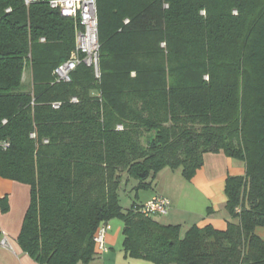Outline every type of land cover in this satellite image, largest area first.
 I'll use <instances>...</instances> for the list:
<instances>
[{
	"label": "trees",
	"instance_id": "16d2710c",
	"mask_svg": "<svg viewBox=\"0 0 264 264\" xmlns=\"http://www.w3.org/2000/svg\"><path fill=\"white\" fill-rule=\"evenodd\" d=\"M97 9L101 76L81 63L68 83L54 70L76 47L77 22L48 0H0V176L31 187L20 246L40 264H87L98 227L118 218L129 257L264 264V0ZM218 151L246 169L226 180L225 229L182 234L141 203L124 210V178L137 191L165 167L190 180Z\"/></svg>",
	"mask_w": 264,
	"mask_h": 264
},
{
	"label": "crops",
	"instance_id": "0c3cea01",
	"mask_svg": "<svg viewBox=\"0 0 264 264\" xmlns=\"http://www.w3.org/2000/svg\"><path fill=\"white\" fill-rule=\"evenodd\" d=\"M245 170L242 160L232 158L224 151L206 152L203 166L190 180L185 178L181 168L165 167L157 173L149 188L137 191L134 187L138 181L133 178H124L121 186L130 185L135 197L132 203L143 204L156 194L167 196L170 199L168 214L154 217L162 224L181 225L182 234L195 225L203 227L210 224L217 229H225L230 220L226 208V180L230 175H244ZM30 201L29 184L0 176V241L6 233L11 245L8 249L0 243V264H40L18 242ZM122 229L123 226L117 224L114 230L111 224L106 238L109 251L95 254L87 264H155L126 255ZM255 233L264 240V226L256 227Z\"/></svg>",
	"mask_w": 264,
	"mask_h": 264
},
{
	"label": "built area",
	"instance_id": "2783aa9c",
	"mask_svg": "<svg viewBox=\"0 0 264 264\" xmlns=\"http://www.w3.org/2000/svg\"><path fill=\"white\" fill-rule=\"evenodd\" d=\"M45 1L47 0H25V4L30 6L34 3ZM48 3L50 7L58 9L63 15L72 17L78 24L76 47L71 52L68 60H65L55 68L54 75L56 80L69 83L71 81V72L81 63L92 67L96 77L100 78L97 0H48ZM9 145L8 141L1 143L4 148ZM169 208L170 199L163 194H156L142 204L141 211L145 215H165L168 214ZM110 229L111 224L107 221L103 222L95 232L96 254L102 255L109 251L110 248L106 238ZM0 243L4 247H8V249L11 248L6 233L3 234Z\"/></svg>",
	"mask_w": 264,
	"mask_h": 264
},
{
	"label": "rangeland",
	"instance_id": "374dc122",
	"mask_svg": "<svg viewBox=\"0 0 264 264\" xmlns=\"http://www.w3.org/2000/svg\"><path fill=\"white\" fill-rule=\"evenodd\" d=\"M25 74H26L25 75V81L28 83L30 81L29 71H27V73H25ZM133 193L134 192L131 191L130 185H128V187H125V188L123 186H121L119 188L120 200H121V204H122L124 210L129 209L131 206V203L135 199ZM111 224H112V226H114V230L116 229L117 224H121L123 226L122 220H120L118 218H114L113 220H111Z\"/></svg>",
	"mask_w": 264,
	"mask_h": 264
}]
</instances>
